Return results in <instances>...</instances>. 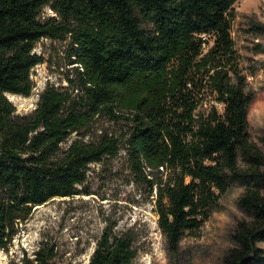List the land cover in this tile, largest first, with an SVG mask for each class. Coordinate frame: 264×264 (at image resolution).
Returning <instances> with one entry per match:
<instances>
[{"label": "trees", "instance_id": "trees-1", "mask_svg": "<svg viewBox=\"0 0 264 264\" xmlns=\"http://www.w3.org/2000/svg\"><path fill=\"white\" fill-rule=\"evenodd\" d=\"M235 1L0 0L1 249L36 206L78 194L89 165L117 156L123 143L129 172L156 191L173 254L237 181L244 217L222 264H264V154L249 138L253 94L231 34ZM46 7L55 16L41 20ZM254 29L264 35V26ZM64 37L72 77L47 84L32 113L16 114L6 95L31 94V69L44 61L35 44ZM99 116L124 122L121 136L89 139ZM54 256L42 246L30 264H54ZM135 256L129 237L106 229L88 264H133Z\"/></svg>", "mask_w": 264, "mask_h": 264}, {"label": "rangeland", "instance_id": "rangeland-1", "mask_svg": "<svg viewBox=\"0 0 264 264\" xmlns=\"http://www.w3.org/2000/svg\"><path fill=\"white\" fill-rule=\"evenodd\" d=\"M233 13L231 34L247 88L253 94L248 111L249 138L264 154V35L254 29L255 25L264 26V0H236ZM51 16L55 12L50 7L42 10L41 20ZM70 48L68 37L42 38L35 44L33 51L44 61L31 69V94L19 95L13 101L6 95L16 114L32 113L47 84L67 85L66 77H72L75 65ZM214 104L222 110L220 104ZM211 105L206 101L202 109L208 111ZM125 128L124 122L99 116L87 128V135L93 139L107 131L120 137ZM74 137L72 134L69 141ZM120 144L117 156L89 165L86 181L77 186L78 194L36 206L26 222H19L6 248H0V264H30L34 252L42 246L53 251L54 264H88L106 229L132 240L136 251L133 264H222L233 246V229L244 217L238 206L244 186L230 181L209 219L197 232L184 236L178 252L173 254L157 223L156 191L129 172L126 152ZM259 246L264 248V243Z\"/></svg>", "mask_w": 264, "mask_h": 264}, {"label": "bare ground", "instance_id": "bare-ground-1", "mask_svg": "<svg viewBox=\"0 0 264 264\" xmlns=\"http://www.w3.org/2000/svg\"><path fill=\"white\" fill-rule=\"evenodd\" d=\"M10 97V100H14L16 97H18L19 95L17 94H7Z\"/></svg>", "mask_w": 264, "mask_h": 264}]
</instances>
